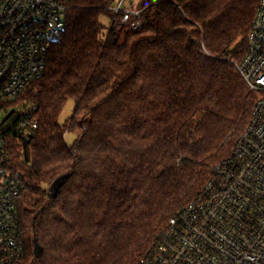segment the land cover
<instances>
[{
  "label": "trees",
  "instance_id": "16d2710c",
  "mask_svg": "<svg viewBox=\"0 0 264 264\" xmlns=\"http://www.w3.org/2000/svg\"><path fill=\"white\" fill-rule=\"evenodd\" d=\"M113 1H70L43 77L19 98L39 105L37 128L7 125L29 264H135L230 155L260 96L234 64L259 0H140L132 32L100 22Z\"/></svg>",
  "mask_w": 264,
  "mask_h": 264
},
{
  "label": "built area",
  "instance_id": "2783aa9c",
  "mask_svg": "<svg viewBox=\"0 0 264 264\" xmlns=\"http://www.w3.org/2000/svg\"><path fill=\"white\" fill-rule=\"evenodd\" d=\"M72 0H0V264H29L21 231V175L10 166L5 132L37 128V103L19 98L43 77L51 47L66 30ZM127 2L129 4H127ZM108 28L143 26V8L114 0ZM248 50L234 62L260 96L228 157L213 167L200 194L180 209L135 264H264V0L248 36ZM50 192V187L48 188Z\"/></svg>",
  "mask_w": 264,
  "mask_h": 264
},
{
  "label": "rangeland",
  "instance_id": "374dc122",
  "mask_svg": "<svg viewBox=\"0 0 264 264\" xmlns=\"http://www.w3.org/2000/svg\"><path fill=\"white\" fill-rule=\"evenodd\" d=\"M133 5H137L140 0H131ZM127 4H129L127 2ZM110 16H107L105 14L100 16V22L104 25V26H109L110 23ZM116 31H121V32H129L127 29H125V27H116ZM74 101L73 100H68V102L66 103L64 110L62 111L60 117H59V122L61 124H64L66 122V120L72 115L73 113V109H74ZM8 117V113L5 112L4 110L0 111V124ZM76 136L73 132L68 131L66 133V141L71 144L74 140H75Z\"/></svg>",
  "mask_w": 264,
  "mask_h": 264
},
{
  "label": "water",
  "instance_id": "95a60500",
  "mask_svg": "<svg viewBox=\"0 0 264 264\" xmlns=\"http://www.w3.org/2000/svg\"><path fill=\"white\" fill-rule=\"evenodd\" d=\"M69 174H62L61 176L57 177L51 184L50 186V192L51 195L53 197L57 196L60 188L62 187V185L65 183L66 179L68 178ZM34 246H33V250H34V254L37 256L42 252V247L40 246V244L38 243L37 238L34 239Z\"/></svg>",
  "mask_w": 264,
  "mask_h": 264
}]
</instances>
